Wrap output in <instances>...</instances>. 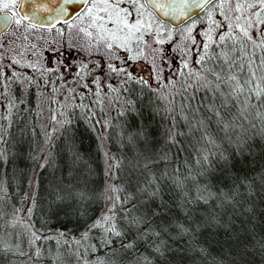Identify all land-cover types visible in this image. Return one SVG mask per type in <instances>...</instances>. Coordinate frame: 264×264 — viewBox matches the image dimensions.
Wrapping results in <instances>:
<instances>
[{"label": "snow or ice", "instance_id": "1", "mask_svg": "<svg viewBox=\"0 0 264 264\" xmlns=\"http://www.w3.org/2000/svg\"><path fill=\"white\" fill-rule=\"evenodd\" d=\"M12 25L11 46L0 41V145L15 126L17 155L34 165L29 172L56 168L59 157L76 184L61 180L53 187V211L74 212L83 225L78 237L61 230L53 249L46 246L53 237L32 222L33 193L6 212L7 154L0 150V264L45 258L51 264H68L66 258L74 264H185L189 258L206 264L205 242L226 252L231 264H247L255 248L264 254V237L236 227L245 214L251 223L254 197L264 200V171L242 178L234 172L237 163L264 160V0H0V34ZM53 29L61 36L75 30L87 40L80 50L101 59L91 67L81 62L71 81L60 74L57 83L50 73L59 69L42 65L37 45L24 43L29 34ZM174 40L175 56L157 47ZM146 50L152 81L125 66ZM146 112L167 121L159 141ZM81 118L85 131L96 134L108 180L106 208L91 219L93 156L74 127ZM38 127L44 147L25 156V137L34 138ZM111 129H117L116 152L104 147ZM25 179L39 188L38 176ZM25 201L31 203L26 209Z\"/></svg>", "mask_w": 264, "mask_h": 264}, {"label": "trees", "instance_id": "2", "mask_svg": "<svg viewBox=\"0 0 264 264\" xmlns=\"http://www.w3.org/2000/svg\"><path fill=\"white\" fill-rule=\"evenodd\" d=\"M62 27V25H57V28ZM15 26L12 25L11 29L8 31L11 32L14 30ZM46 34L42 36V34ZM41 36V37H40ZM82 35L79 38H76L73 34L61 36L59 33L53 29L51 32L40 31L29 34V40L25 41L26 44L34 43L36 45H44L50 47L54 43H58L62 46L65 44H70L72 48L79 49L80 45L84 44V41L81 40ZM179 37H177L178 39ZM80 39V40H79ZM199 39V37H197ZM176 43L174 40L171 44V50L169 53L174 55L175 52L172 51L173 45ZM81 51V58L79 63L88 62L89 67L96 61L99 57L94 58L93 53L88 54L87 51ZM97 54V53H96ZM195 59V57H193ZM118 79V78H117ZM90 80V77H89ZM117 82V81H116ZM135 86V85H133ZM92 87H95L94 85ZM146 102V101H145ZM114 116V115H111ZM121 121L123 118H120ZM145 119L150 123L151 130L157 133L155 139L160 140L159 133L163 131V124H166L167 121H162L159 116L155 118L150 117L147 112L145 113ZM116 121H113L115 123ZM43 124V121H41ZM74 127L77 129V134L83 140L81 145L82 149L86 152H89L93 156V168L94 175L90 181V188L94 191V198L89 203L90 214L89 219L94 218L100 215L106 208L107 201L104 199L106 193H104V188L108 182L105 175V165L103 163L102 157L100 156V151L97 150L98 141L96 139V134L92 132L85 131V124L83 119L76 120ZM11 135L7 138V143L0 145V150H3L7 154V161L3 163V171L5 173V178L8 186V192L11 197V200L6 203L5 211L8 212L11 210V205L15 204L20 205L21 197L24 193H33L35 196L36 206L33 209L32 222L35 224V227L42 230V233H58L63 230L67 236L70 238L72 236H79L78 229L83 225V221L79 220L75 213L71 215H65L64 211L61 210L59 214L53 211L56 208V204L53 203L55 193L52 191L53 187L60 183L63 180L65 183L71 180L72 184L75 185L76 181L68 175L66 166H63L60 162L59 157L57 158V167L56 168H46L42 172L37 169L36 172H29V170L34 166L33 162L29 159L19 157L17 151L20 146L17 144L19 137L16 135V127L14 126L11 130ZM117 129H111L107 135L111 139H106L104 142V147L109 149L112 152H116L118 145L116 144L115 137L113 133ZM257 143H260L257 140ZM44 147L43 135L40 131V128H37V135L33 138L31 135L25 137V144L23 145V151L25 156L27 155L28 150L30 149L33 152L39 153L40 149ZM119 154V153H117ZM184 155L182 154L180 164H183ZM175 159V157H174ZM261 165H264V160H261L258 164L249 165L248 167H242L239 163L234 166V172L237 176L243 177L247 174L249 177L257 175L260 171H264L261 168ZM23 170V172L21 171ZM31 175L33 177H39L40 186L38 189H33L29 187L26 182V176ZM120 181L117 180L116 183ZM230 183V181H228ZM255 203V215L251 218V223H249L248 214H245L243 217H237L236 227L247 226L252 228L256 234L257 238L264 237V200L254 197ZM31 206L30 201H25L23 207L26 209ZM61 208H67V204H62ZM7 219V216L5 217ZM254 226V227H253ZM7 231H13L12 229H7ZM207 233H205L206 235ZM223 237V232L219 234V238ZM212 239V238H209ZM249 242L252 243L251 238ZM50 245L55 249V245L51 240L46 242V246ZM205 246L208 247L211 255L207 257L206 264H220L221 261H224V264H231V257L227 255L226 252H222L220 248L214 243L209 244L205 242ZM25 247L27 245L25 244ZM95 255H102L101 252H97ZM93 254H89V259H94ZM14 260H26V257H13ZM68 264H74V258H66ZM247 264H264V254L261 253L259 248L251 250L246 257ZM41 264H51V260L45 258ZM185 264H192V259L189 258L185 261ZM195 264H203L201 260H196Z\"/></svg>", "mask_w": 264, "mask_h": 264}, {"label": "rangeland", "instance_id": "3", "mask_svg": "<svg viewBox=\"0 0 264 264\" xmlns=\"http://www.w3.org/2000/svg\"><path fill=\"white\" fill-rule=\"evenodd\" d=\"M13 32V30L11 32H9L8 34H5L4 37L2 36L0 38V41H7L9 46H11V42L13 37L11 36V33ZM72 34L76 37L79 38L80 34H77L75 32V30L72 31ZM46 34H42V36H44ZM41 37V36H40ZM145 39L147 41H149V43L152 42V37L151 36H146ZM179 39V38H178ZM80 40V39H79ZM81 40L84 41V45L86 46L87 44V40L84 37H81ZM19 42V41H18ZM25 43V42H24ZM26 44V43H25ZM65 46H62L58 43H54L52 44L50 47H46L43 44L42 45H37L36 48V52L41 54V64L48 67V68H58L59 71L58 72H52L50 73V77L53 80H56L57 83H59L60 81L58 80V77L60 76V74H63L65 79L71 81L73 79L74 73L76 72L77 68L79 67L80 63L78 60H80L81 58V51L79 49H75L72 48V46H70V44H65ZM157 47H162L165 50V53L169 56H175L171 55L169 53V50H171V44L170 43H165L162 46H157ZM55 48L56 51H52L51 49ZM93 53V57L97 58L99 57L98 54H96L95 51H92ZM120 55H126V53L124 52H120ZM97 56V57H95ZM101 59L100 57L97 59L99 60ZM96 60V61H97ZM58 61H63V64L58 63ZM94 61L93 64L96 62ZM116 63H119V61H115ZM137 63H142L144 65V67H146L150 72H151V76L150 78H145L144 75L142 74H137L136 70H135V65ZM64 65H70L71 67L69 68H65ZM92 66V65H91ZM90 66V67H91ZM126 67H128V70L131 71L135 76L137 77H144V79L152 81V77H153V71H152V65L150 62V51L146 50L145 53V57L142 59H139L135 62L129 61L128 65H125ZM22 71H28L27 69H23ZM98 73H93V75H97ZM110 82L112 83H116V80H111ZM71 86V84L69 85ZM153 86H155L154 82H153ZM82 90V89H81ZM77 115L79 116L80 114L77 113ZM110 115H115L114 112L110 113ZM43 123H46V121H43ZM100 156L102 157V153L100 151ZM13 230V229H12ZM15 231V230H13ZM43 235L45 236H51L53 237V239L51 240L53 242V245L56 246L55 244V239L59 236L58 233H44Z\"/></svg>", "mask_w": 264, "mask_h": 264}, {"label": "flooded vegetation", "instance_id": "4", "mask_svg": "<svg viewBox=\"0 0 264 264\" xmlns=\"http://www.w3.org/2000/svg\"><path fill=\"white\" fill-rule=\"evenodd\" d=\"M11 27H12V26H11ZM11 27H10V29H11ZM10 29H9V30H10ZM9 30H8V31H9ZM4 35H5V34H3L2 36L4 37ZM2 36H0V38H1ZM137 65H138V64L135 65V70H136L137 74H142V75H143V74H144V69H145L146 67H144V65L141 64V63H139V67H137Z\"/></svg>", "mask_w": 264, "mask_h": 264}, {"label": "water", "instance_id": "5", "mask_svg": "<svg viewBox=\"0 0 264 264\" xmlns=\"http://www.w3.org/2000/svg\"><path fill=\"white\" fill-rule=\"evenodd\" d=\"M27 10V4L25 5V11ZM166 22H168L167 20H166ZM174 23V22H173ZM9 30V29H8ZM3 34H0V36H2ZM137 67H139V64L137 65ZM150 76H151V72L148 70V69H144V77L145 78H150Z\"/></svg>", "mask_w": 264, "mask_h": 264}]
</instances>
